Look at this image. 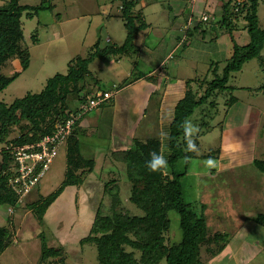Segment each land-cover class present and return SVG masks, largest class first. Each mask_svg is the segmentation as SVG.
Returning a JSON list of instances; mask_svg holds the SVG:
<instances>
[{
  "label": "rangeland",
  "instance_id": "1",
  "mask_svg": "<svg viewBox=\"0 0 264 264\" xmlns=\"http://www.w3.org/2000/svg\"><path fill=\"white\" fill-rule=\"evenodd\" d=\"M226 1L137 0L135 11L140 12L144 17L141 19L148 23V27L136 34L131 54L120 59L112 56L91 62L89 91H115L120 82L132 80L139 72L152 70L161 74V79L167 74L173 80H185L197 75L212 79L215 68L218 75H222L235 42L239 45L250 42L249 33L244 28L245 20L235 19L240 28L232 32L219 23ZM22 2L38 5L41 0ZM51 3L53 9L40 10L32 18L23 17L30 64L0 93V99L8 104L28 92H41L49 78L58 73H67L74 58L90 57L91 48L98 40L101 39L102 45H121L127 39L128 30L121 17L122 0H51ZM258 15L260 25L264 27V1L259 4ZM205 16L210 18L209 21L205 20L200 25ZM141 19L137 22L143 23ZM188 31L189 36L186 37ZM33 35H37V41ZM108 38L110 42H107ZM21 69V61L15 57L2 73L9 76ZM157 84L161 85L159 79ZM191 84L193 88L197 87V83ZM228 84L237 87L233 93L238 98L236 104L239 113L234 125L224 123L225 100L230 93L210 96L189 119V132L193 136L201 132L198 134L200 149L197 156L191 159L188 173L182 177L184 197L198 211H201V202L206 203L209 228L229 236L226 248L216 256L208 253L206 247L202 248L204 264H264V226L248 219L264 212V173L252 164L243 165L236 161L224 170H219L218 166L222 144L226 139L224 130L238 125L244 128L246 137L250 134L254 136L249 159H264V71L259 58L247 61L241 70L232 73ZM160 89H152L151 96L154 98L147 99L145 96L147 100L142 101L149 111L147 115L141 114L137 118L139 121L131 130L134 137H160L159 108L155 102V99L160 100ZM148 92V89L142 91L141 88L136 99ZM214 99H217V107L211 104ZM140 100L133 103L134 107L141 105ZM243 105L253 109L252 116L248 114L249 108L246 111ZM100 111L101 108L89 111L81 123L87 132L79 136L80 151L87 159L95 161L84 181L79 185L68 184L49 205L44 226L25 207L28 202L56 192L64 183L68 146L66 141L63 142L38 185L14 208L15 231L19 228L22 235L14 237L18 243L14 242L6 249L0 256V264H39L43 249L52 246L63 247L67 264H99L96 243H82L81 240L90 235L98 210L101 209L104 214L110 212L112 197L104 189L111 179L115 178L121 188L125 212L130 215L143 214L142 209L130 201L131 184L123 164L113 156L116 150L114 143L100 134ZM245 141L250 146L251 141ZM185 161H179L178 169H184ZM112 186L115 185L110 182L109 187ZM11 214L7 206L1 207L0 224L10 228ZM215 214H220V217ZM168 215L171 224L166 233V242L172 244L179 242L183 234L178 212L171 210ZM26 217L29 220L27 223L23 221ZM22 228L26 230V235ZM34 231H42L43 234L35 238ZM159 264L167 262L163 260Z\"/></svg>",
  "mask_w": 264,
  "mask_h": 264
},
{
  "label": "trees",
  "instance_id": "2",
  "mask_svg": "<svg viewBox=\"0 0 264 264\" xmlns=\"http://www.w3.org/2000/svg\"><path fill=\"white\" fill-rule=\"evenodd\" d=\"M261 1L264 0L224 2L219 23L232 32L240 28L235 19L245 20L244 28L249 33L250 42L244 45L235 42L232 55L226 59L222 75H218V70L215 68V77L212 79L201 75L185 79L187 89L177 103L175 116L169 128L168 157L164 159L162 139L159 136L146 139L135 136L130 146L113 152L115 159L123 164L131 184L130 201L140 207L143 214L130 215L125 212L122 207L121 188L117 185L116 179L106 183L104 191L112 197L110 212L104 214L101 209L98 210L90 235L81 240L82 243H96L99 264H159L163 260H166L167 264H204L203 247L214 256L226 248L229 236L219 230H211L208 226L209 214L206 211L208 205L201 202V211H198L184 197L182 177L188 173L191 159L199 153L198 134L201 133L193 136L188 130V123L195 110L205 104L212 95L219 97L230 93L225 100L226 111L230 110L238 101L233 93L237 87L228 84L230 77L232 73L241 70L247 61L259 58L264 71V54H262L264 27L260 25L258 15ZM137 3V0H122L121 17L128 30L127 39L123 44L102 45L100 39L92 46L90 57L74 58L70 61L67 73H58L49 78L41 92H28L11 104L0 99V208L7 206L14 211L19 204V195L10 185V178L13 176L11 167L14 165V156L6 148L10 143L19 141L26 143L39 139L46 133L51 134L58 123L80 113L82 104L99 92H115L141 78H147L154 83L158 81L159 75L156 73L139 72L132 80L126 79L125 82H120L115 91L88 89L92 72L91 62L112 56L120 59L131 54L135 47L136 34L148 27V23L141 19L144 17L140 12L135 11ZM53 7L51 0H41L38 5L23 3L22 0H3L0 3V93L30 64V49L24 34L23 17L32 18L40 10L53 9ZM138 19L144 22H137ZM204 22L205 20H201L199 24L202 25ZM189 31L186 37L189 36ZM33 37L35 41L38 40L37 35ZM107 42H110L109 38ZM15 57L21 61V71H15L9 76L3 74L2 70ZM192 82L197 83L196 88L192 87ZM113 104L114 95L98 108ZM211 104L215 107L218 104L217 99ZM88 112L83 118L75 121L73 132L66 140L67 172L62 186L47 197L42 196L25 204L43 226L49 205L68 184H82L87 172L95 163L94 159H87L80 151L79 136L87 132L82 128L81 123ZM152 154L162 156L166 162L158 171L151 170ZM182 159L186 160L185 167L180 170L178 163ZM251 162L264 173V159L254 158ZM110 182L115 186L109 187ZM171 210H175L180 215L183 236L179 242L168 244L166 233L170 229L171 221L168 213ZM215 215L220 217V214ZM13 218L15 217L12 212L9 217L10 228L0 224V253L15 233ZM248 219L264 226V212L250 216ZM64 253L63 247H45L39 264H67ZM49 258L52 260L48 261Z\"/></svg>",
  "mask_w": 264,
  "mask_h": 264
},
{
  "label": "crops",
  "instance_id": "3",
  "mask_svg": "<svg viewBox=\"0 0 264 264\" xmlns=\"http://www.w3.org/2000/svg\"><path fill=\"white\" fill-rule=\"evenodd\" d=\"M163 60L159 66L163 65ZM151 73H156V70L150 71ZM149 72V73H150ZM161 75V74H159ZM159 76V82L161 85L158 86L157 82H151L148 81L147 78H141L134 83L125 86L121 88L120 90H117L114 93V104L111 106H107L105 108H101L100 114V127L99 131L102 137H105L107 140H111L114 143V148L116 150H120L125 148L126 146H129L134 136L131 134L132 128L138 123L139 116L142 114V116H145L148 114L149 109L147 108V104H144L142 101L147 99H153L154 97L151 96L152 89L159 90V87L162 89V91H159L158 94L160 96V100L155 99V102L158 103L159 108V123L161 127V134L160 138L162 139V154L164 156V159L168 157L169 154V128L170 124L174 119L176 106L178 101L185 95L187 85L184 78H178V79H171V77L167 74L162 76ZM145 89H148V94L146 93L143 96H141V105H137L134 107L133 103L138 101L140 98L136 99L137 96ZM160 89V90H161ZM146 96V98H145ZM143 97V98H142ZM146 99V100H147ZM148 102V101H147ZM245 107L244 110H246L247 105H243ZM251 108V107H250ZM249 108L248 114H251L252 116V110ZM140 109V110H139ZM248 111V110H246ZM239 113V109L237 107V104L235 103L229 111H226V116L224 119L225 125L233 124L235 120L237 119V115ZM243 119V123H244ZM244 126V125H243ZM244 128L239 127V125L236 128H231L224 130V135L226 136V139H224L222 144V152L220 154V161H219V170H224L227 167H230L235 161L240 162L241 164H252V160L256 157H252V160L249 159L251 156L250 151L253 149V142L254 136H251V134L246 137L247 135L244 134ZM233 130V131H232ZM236 130V131H234ZM238 139L240 141H238ZM251 141L250 146H248L247 142L245 140ZM260 159V158H259ZM28 212V211H27ZM16 220V219H15ZM23 221H29L28 217L24 219ZM40 224V223H39ZM23 227V223H22ZM21 230L18 228L16 229L15 233L13 234L12 238L6 243L4 249L1 251L0 256L8 249L10 246H13L12 244L14 242H17L14 237L19 238L18 235H22L20 232ZM24 235H26V230H23ZM20 232V233H19ZM42 231H39L38 233H35L34 231V237H39V234ZM14 238V239H13ZM19 240V239H18ZM18 243V242H17Z\"/></svg>",
  "mask_w": 264,
  "mask_h": 264
},
{
  "label": "built area",
  "instance_id": "4",
  "mask_svg": "<svg viewBox=\"0 0 264 264\" xmlns=\"http://www.w3.org/2000/svg\"><path fill=\"white\" fill-rule=\"evenodd\" d=\"M207 20L209 17L205 16ZM114 95L113 92H99L87 102L82 104V110L76 116L57 124L56 129L50 134L41 135L39 139L30 142H12L6 148L14 156V165L11 167L13 176L10 185L19 195V202L31 193L40 182L45 172L53 161L58 147L71 136L74 123L83 118L84 114L104 103ZM13 212V209H11Z\"/></svg>",
  "mask_w": 264,
  "mask_h": 264
},
{
  "label": "clouds",
  "instance_id": "5",
  "mask_svg": "<svg viewBox=\"0 0 264 264\" xmlns=\"http://www.w3.org/2000/svg\"><path fill=\"white\" fill-rule=\"evenodd\" d=\"M152 155H153V160L150 165L151 170L158 171L165 166L166 162L164 161L162 156H157L156 154H152Z\"/></svg>",
  "mask_w": 264,
  "mask_h": 264
}]
</instances>
